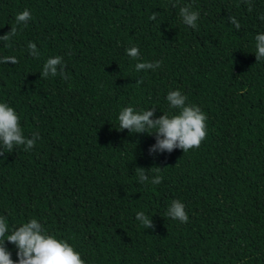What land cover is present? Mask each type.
<instances>
[{"label":"trees","instance_id":"trees-1","mask_svg":"<svg viewBox=\"0 0 264 264\" xmlns=\"http://www.w3.org/2000/svg\"><path fill=\"white\" fill-rule=\"evenodd\" d=\"M185 5L199 12L195 29L181 22ZM25 9L32 19L17 25ZM262 17L264 0H0V36L17 28L0 58L18 60L0 63V102L16 110L26 137L39 135L31 150L0 156V215L10 227L36 218L85 264H264ZM130 46L139 60L126 55ZM55 56L67 79L41 78ZM155 61L161 67L136 71ZM170 90L201 108L207 135L187 152L150 154L155 134L120 131L118 114L174 112ZM173 200L188 222L166 215ZM141 211L153 227L136 219Z\"/></svg>","mask_w":264,"mask_h":264},{"label":"clouds","instance_id":"clouds-1","mask_svg":"<svg viewBox=\"0 0 264 264\" xmlns=\"http://www.w3.org/2000/svg\"><path fill=\"white\" fill-rule=\"evenodd\" d=\"M173 6L175 7V4ZM158 15L159 13L153 12L149 19L156 20ZM179 17L184 25L195 29L199 12L193 11L191 5H185L179 8ZM31 19V13L27 9L15 17L17 25H26ZM228 21L235 25L237 30L240 29V24L235 17L229 16ZM16 34L17 28L13 26L8 33L0 36V42L8 45V42ZM27 47L30 55L39 57L34 42H29ZM255 49L256 61L264 59V33L255 36ZM125 51L129 57L140 59V51L137 46H130ZM9 62L15 65L18 60L12 56L0 58V63ZM161 65L162 61L138 62L135 68L136 71L155 70ZM57 75L67 79L62 57H49L43 65L40 77L48 78ZM141 83L142 81H137V84ZM187 99V96L183 95L180 90H170L166 95V100L169 108L175 111L163 113L155 119H153L155 108L137 111L131 106L124 107L118 114L120 131L127 129L129 133L155 134L156 143L149 148L150 154L165 151L171 153L175 148L183 150L184 153L198 148L207 135V117L199 106L188 104ZM38 139L39 135L36 133L31 138L26 137L16 110L9 104L0 102V156L4 155V150L11 152L17 146H23L24 151H29ZM160 170V167H155L157 173ZM137 174L140 183L148 182L149 177L144 168H137ZM162 179L163 177L157 174L151 179V183L159 184ZM166 215L181 223H186L189 220L185 205L180 200L171 202ZM136 219L145 229L153 227L150 217L142 211L136 213ZM5 241L15 245L16 260L12 259V254L6 247ZM0 264H85V261L72 244L50 234L36 218L19 226L10 227L7 218L0 215Z\"/></svg>","mask_w":264,"mask_h":264}]
</instances>
